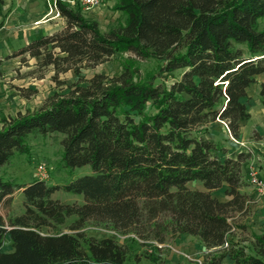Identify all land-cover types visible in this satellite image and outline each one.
<instances>
[{
  "label": "trees",
  "instance_id": "1",
  "mask_svg": "<svg viewBox=\"0 0 264 264\" xmlns=\"http://www.w3.org/2000/svg\"><path fill=\"white\" fill-rule=\"evenodd\" d=\"M114 1L126 23L109 33L79 2L59 1L63 28L13 57L35 60L43 74L52 69L61 88L62 74L81 76L124 53L159 62L158 74L170 81H142L126 64L119 76L95 74L36 111L2 119L0 170L15 153H29L31 137L57 134L63 166H90L93 173L65 185L40 179L16 185L0 176V248L12 244L0 252V264H160L156 243L183 235L203 242V264L227 258L264 264V235L247 246L232 237V220L248 202L243 189L250 155L230 158L205 136L220 121L238 140L252 118L249 91L264 76V0ZM259 97L264 107V81ZM195 182L203 189L192 187ZM225 187L229 200L213 196ZM61 190L83 202L54 198ZM18 191L24 212L5 218L1 208ZM71 218L72 233L62 232ZM89 222L132 236L131 244L89 236L83 231ZM133 244L146 250L138 254Z\"/></svg>",
  "mask_w": 264,
  "mask_h": 264
},
{
  "label": "rangeland",
  "instance_id": "2",
  "mask_svg": "<svg viewBox=\"0 0 264 264\" xmlns=\"http://www.w3.org/2000/svg\"><path fill=\"white\" fill-rule=\"evenodd\" d=\"M41 3L45 5L47 11L50 10L51 17L64 22L62 17L56 16V11H52L51 4L49 5L46 0H41ZM114 5V0H103L100 8L94 10L92 13H85L89 19L99 22L103 33H109L126 23V16L119 11H115ZM38 24V22L34 23L35 26ZM261 26L264 28V20L261 21ZM0 64V103L4 102V104H0V127H2V119H9L20 114H26L28 111L33 112L38 110L50 97L56 93H62L63 90H66L73 83L82 80L87 81L99 73L111 77L119 76L126 64H130L129 66L137 70V77L142 81L149 80L153 76L157 77L158 81H167V83L170 81L169 79L167 80L166 76L158 74L159 62L153 59L141 60L129 53L116 55L113 60L107 63L95 68L86 69L81 76L75 75L74 72L62 74L60 79L66 82L63 88L59 87L57 82L52 80L54 75L52 69L44 71V74L42 71H37L36 61L33 59L24 63L21 58H14L11 55L0 60ZM81 85H85V83ZM249 95L248 105L250 111L254 112L255 118L248 124L247 131L242 139L240 136L236 140L229 133L227 127L220 121L209 125L205 135L215 138L221 145L229 147L235 145L243 149L246 154L250 155L247 162V170L250 167H255L264 178V166L262 167V161L258 160V157L264 160V118L260 116L262 104L259 102L260 97L257 84H254L250 88ZM62 137V135L57 134L46 137H31L28 140L29 153H15L11 161L1 168L0 176L4 180L16 185L28 184L40 178L38 171L40 165H44L49 171L50 178L47 181L49 184L65 185L78 178L91 175L93 171L90 166L75 169L63 166ZM254 149L259 150L262 153L261 156L256 155L254 158ZM245 181L247 185L243 189V192L248 196L246 210L243 213H237L232 220L235 227L232 236L233 240L243 246L249 245L255 236L264 235V195L259 194L250 185L247 177ZM192 187L203 189V185L200 182L193 183ZM214 197L229 200V197L225 194V188L215 191ZM54 198L71 204H81L83 202L81 195H74L62 190L57 192ZM23 212V195L21 191L15 194L14 201L10 206L4 205L1 208V213L5 218L20 216ZM73 221L74 218L69 219L67 224L61 227L62 232L72 233L69 226ZM83 231L89 236L114 237L121 244H131L130 237L132 236L120 235L106 224L89 222ZM156 245L160 249L158 255L163 261L160 264H196V262L189 260V257L193 260H200L204 259L208 254V250L203 251L200 249V241L185 235L170 238L166 243H156ZM133 248L138 254L146 250L145 247L138 245H134ZM11 250L12 244L10 241L0 248V252H9ZM143 264H149V262L144 260ZM223 264H234V262L230 258H227Z\"/></svg>",
  "mask_w": 264,
  "mask_h": 264
},
{
  "label": "crops",
  "instance_id": "3",
  "mask_svg": "<svg viewBox=\"0 0 264 264\" xmlns=\"http://www.w3.org/2000/svg\"><path fill=\"white\" fill-rule=\"evenodd\" d=\"M2 1L3 2L0 5V23L2 24L0 28V60H3V58H7L13 55L16 51L22 49L26 45L30 44L32 41L42 36L51 35L53 33L60 31L65 24L64 22L58 19H54V17H51L50 10L47 11L45 9V5L41 3V0H2ZM65 1L71 4H75V0H65ZM46 2L48 3L47 0ZM35 22H38L39 24L35 26L34 25ZM263 81H264V76L258 78V83H257L258 91H259V84ZM259 102L261 104V100H259ZM0 104L2 105L4 104V102L2 101V103ZM250 112L252 118L249 121L243 122L242 130H241V139L243 138V135L247 131L248 124L255 118L254 112L252 111ZM260 116L264 118L263 106ZM205 136L207 139L213 140L218 145L226 148L227 156L230 158L236 159L240 153L244 152L243 149H241L238 146L235 145H231V147L224 146L221 145L215 138H212L208 135ZM261 154L262 153L259 150L254 149V153H253L254 158L256 157V155L261 156ZM258 160L262 161L261 164L263 167L264 166L263 158L258 157ZM213 196H214V192H213ZM218 199H220L221 201H227L223 198H218ZM196 240L201 242L200 249H202L203 251L207 250V248L199 238H196Z\"/></svg>",
  "mask_w": 264,
  "mask_h": 264
},
{
  "label": "built area",
  "instance_id": "4",
  "mask_svg": "<svg viewBox=\"0 0 264 264\" xmlns=\"http://www.w3.org/2000/svg\"><path fill=\"white\" fill-rule=\"evenodd\" d=\"M47 1H48L49 5L51 4L52 11H56V16L61 17L60 13L58 11V2L63 1V0H53L52 2H51V0H47ZM76 1L82 5V7L86 13H92L94 10H97L98 8L101 7L102 2H103V0H76ZM38 171L40 174V178H39L40 180H43V181L49 180V178H50L49 171L44 165H40L38 167ZM247 178H248V182L250 183V185L259 194L264 195V178L261 177L259 170L255 167H250L248 170V177ZM228 246H229V244L227 243L225 245V247L227 248ZM189 260L196 262V264H203V262H204L203 258L200 260H193V259H190V257H189Z\"/></svg>",
  "mask_w": 264,
  "mask_h": 264
}]
</instances>
